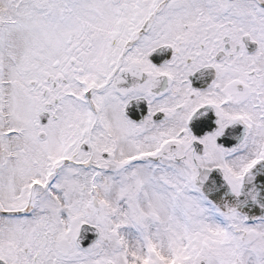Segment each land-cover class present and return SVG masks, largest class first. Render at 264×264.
I'll use <instances>...</instances> for the list:
<instances>
[{"label": "snow or ice", "instance_id": "obj_1", "mask_svg": "<svg viewBox=\"0 0 264 264\" xmlns=\"http://www.w3.org/2000/svg\"><path fill=\"white\" fill-rule=\"evenodd\" d=\"M0 264H264V0H0Z\"/></svg>", "mask_w": 264, "mask_h": 264}]
</instances>
